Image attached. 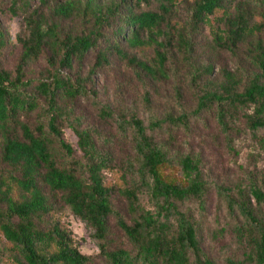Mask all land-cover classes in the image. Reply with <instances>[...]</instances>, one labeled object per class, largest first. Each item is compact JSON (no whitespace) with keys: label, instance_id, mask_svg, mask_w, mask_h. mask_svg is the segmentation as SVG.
I'll list each match as a JSON object with an SVG mask.
<instances>
[{"label":"trees","instance_id":"trees-1","mask_svg":"<svg viewBox=\"0 0 264 264\" xmlns=\"http://www.w3.org/2000/svg\"><path fill=\"white\" fill-rule=\"evenodd\" d=\"M9 1L14 15L26 16L29 36L20 38L23 53L15 71H10L2 64L10 40L0 30V161L6 167L0 175V236L5 242L0 264H92L93 257L83 255L69 232L54 221L60 209L81 220L106 264H216L201 246L194 217L177 204L194 200L200 212L205 211L209 184L202 157L189 151L173 156L153 136L163 135L174 143L176 131L189 137L193 119L212 116L227 153L238 157L233 127L238 115H244L253 133L264 129V11L257 25L250 26L239 15L230 22L228 33L219 29L214 33V43L231 52L247 38L262 37L250 49L254 71L239 78L224 74L221 84L210 78L203 83L194 79L197 104L191 112L176 87V110L163 119L150 112L146 124L134 110L116 117L96 103L94 78L112 66L111 55L138 76L154 80L166 79V65L174 53L192 65L195 39L189 28L172 18L173 10L190 4V25L197 30L215 20L225 23V0H120V7H92L88 32L63 36L37 15L28 14L30 0ZM64 1L55 9L60 17L80 12V2ZM152 1L159 5L158 11L141 10V4ZM124 45L138 52L153 49L155 57L139 61ZM92 55L95 62L85 75ZM41 60L44 66L31 76ZM194 71L199 78L213 74L210 66ZM81 99L94 105L102 122L114 123L119 140L131 145L133 156L127 165L118 166L112 155L113 136L85 126L84 119L75 115ZM143 99L150 111L146 89ZM174 168L182 173V183L166 175ZM108 172H116L123 183L127 177L133 182L120 189L129 202L132 222L112 204L114 189L105 182ZM211 186L230 214L243 218L253 263L264 264V221L253 207L255 203L264 208V189L256 183L245 189ZM142 188H149L156 213L141 206ZM112 220L125 233L126 248L110 246ZM228 264L243 263L231 259Z\"/></svg>","mask_w":264,"mask_h":264},{"label":"rangeland","instance_id":"rangeland-1","mask_svg":"<svg viewBox=\"0 0 264 264\" xmlns=\"http://www.w3.org/2000/svg\"><path fill=\"white\" fill-rule=\"evenodd\" d=\"M81 3L80 12L71 18L60 17L55 9L58 5L64 4V0H30L29 15L39 17L43 22L48 23L57 29L59 36L67 33L88 32L91 26L90 13L96 8L120 7V0H74ZM227 20L225 23L212 21V25L202 26L192 30L190 25L191 5L183 3L178 5L173 12L172 18L183 23L191 30L195 39L194 60L189 65L184 62L181 55L173 54L166 65L168 71L166 79L154 80L150 77L138 76L132 68L117 56L111 55L112 66L94 78L93 87L96 90V103L107 107L116 117L128 116L134 110L146 124L150 112L158 118L163 119L168 111H175V90L179 87L184 98L187 112L196 108V89L193 87V80L205 82L210 78L216 84H221L224 74H232L235 77L247 76L255 70L251 60L250 49L262 37L247 38L242 41L233 52L222 49L214 43V33L219 29L221 34L228 33L230 22H234L239 15L244 17L250 26L260 23L261 13L264 11L263 0H225ZM9 0H0V30L10 40L9 47L5 49L2 64L5 69L15 71L19 58L23 53L20 38L29 36L25 17L14 15L11 11ZM142 11H158L159 5L155 2L141 4ZM107 32L110 33L109 30ZM224 34V35H225ZM147 38V37H145ZM124 49L131 57L139 61H147L155 57L153 49L138 52L124 45ZM94 55L86 62V71L94 64ZM45 61L41 60L36 65L35 76L44 66ZM204 66L213 69L211 77L206 74L199 78L197 71ZM195 76V77H194ZM145 89L148 91L151 110L147 109L143 99ZM93 96V95H92ZM91 99H94L93 97ZM76 116L82 117L85 126L92 125L102 130L105 136H113L115 146L111 148L112 155L118 166L127 165L128 158H132L133 152L128 142H123L117 137V129L114 123L102 122L93 104L86 99L77 103ZM192 133L188 137L182 131H176V142L172 143L163 135H154L155 141L168 150L173 156L181 157L186 152L199 154L203 160V175L208 180L209 189L206 194V209L200 212L198 204L194 200L177 203L183 212L192 215L197 224V234L201 246L206 255L216 264H228L234 259L243 264H254L252 261L251 248L249 244V233L243 218L230 214L224 200H221L215 189L211 186L214 183L225 184L226 187L247 188L250 184L256 183L264 189V129L253 133L246 127V119L240 114L233 121V127L237 130L234 135L235 147L238 157L227 153L223 137L212 116H203L201 120L193 119ZM67 139L73 141L74 138ZM2 151V138L0 134V154ZM124 167V166H123ZM6 172V167L0 161V175ZM116 172H108L105 182L113 187L112 204L126 217L129 222L133 221V214L126 197L120 192L123 187H131L130 177L123 183ZM176 183H182V173L179 168L167 170ZM176 179H175V178ZM140 204L146 210L157 212L156 205L151 199L149 188L139 190ZM255 215L259 220L264 221V208L253 203ZM54 221L65 229L72 236L79 251L86 256L93 257L92 264H106L104 259L99 257L100 251L95 242L91 239L90 232L86 226L75 217L70 210L60 209L54 216ZM244 232H242V230ZM110 246L113 248L128 246V240L115 221H111ZM5 244L0 236V247Z\"/></svg>","mask_w":264,"mask_h":264}]
</instances>
